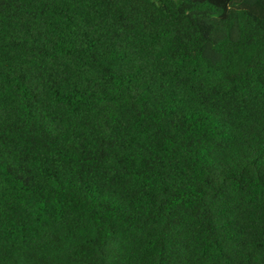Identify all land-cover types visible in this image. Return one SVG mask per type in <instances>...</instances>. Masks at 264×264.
<instances>
[{"label":"trees","instance_id":"1","mask_svg":"<svg viewBox=\"0 0 264 264\" xmlns=\"http://www.w3.org/2000/svg\"><path fill=\"white\" fill-rule=\"evenodd\" d=\"M0 264H264V0H0Z\"/></svg>","mask_w":264,"mask_h":264}]
</instances>
